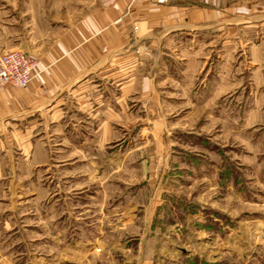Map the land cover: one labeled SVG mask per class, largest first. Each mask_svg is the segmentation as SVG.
Instances as JSON below:
<instances>
[{"label":"rangeland","instance_id":"obj_1","mask_svg":"<svg viewBox=\"0 0 264 264\" xmlns=\"http://www.w3.org/2000/svg\"><path fill=\"white\" fill-rule=\"evenodd\" d=\"M84 1L0 0V51L48 37L50 27L72 22ZM132 31L134 45L145 44V30L134 25ZM212 37L213 52L205 50L195 65L176 54L162 62L157 78L169 83L163 111L157 112L158 102L147 110L139 103L137 125L107 147L105 165L70 170L90 179L85 189L71 190L76 184L63 175L52 184L58 210L72 195L75 204L82 194L105 204L100 217L92 214L79 227L71 221L75 241H90L99 258L115 264H264V23L217 26L199 32L195 43L204 47ZM16 49L27 52L23 45ZM152 198L153 216L147 208ZM104 215L108 226L101 232L93 223ZM86 222L92 227L82 234ZM35 251L32 244L0 250V264H32Z\"/></svg>","mask_w":264,"mask_h":264},{"label":"crops","instance_id":"obj_2","mask_svg":"<svg viewBox=\"0 0 264 264\" xmlns=\"http://www.w3.org/2000/svg\"><path fill=\"white\" fill-rule=\"evenodd\" d=\"M85 1L72 22L50 27L48 37L4 49L23 45L37 61L28 87L0 89V250L35 245L32 264H115L99 258L90 241H75L71 223L76 219L79 227L92 214L100 217L105 204L83 194L85 201L75 204L72 195L58 210L52 184L63 175L76 184L71 190L85 189L90 179L70 170L105 165L107 147L137 125L139 103L147 110L158 102L161 111L169 89L168 81L157 78L162 62L176 54L183 60L190 56L195 65L205 50L213 52V37L204 47L195 43L199 32L237 22L264 23V0ZM240 7L244 10L232 14ZM134 25L146 34L139 47ZM159 120L167 123L165 117ZM152 200L147 208L153 216ZM115 209L114 217L119 215ZM106 220L104 215L93 227L106 231ZM86 224L78 229L82 234L92 227Z\"/></svg>","mask_w":264,"mask_h":264},{"label":"built area","instance_id":"obj_3","mask_svg":"<svg viewBox=\"0 0 264 264\" xmlns=\"http://www.w3.org/2000/svg\"><path fill=\"white\" fill-rule=\"evenodd\" d=\"M37 66L36 59L20 49L0 51V89L5 86L26 88Z\"/></svg>","mask_w":264,"mask_h":264}]
</instances>
